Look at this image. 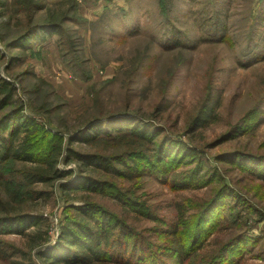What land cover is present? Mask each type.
<instances>
[{
  "label": "rangeland",
  "instance_id": "obj_1",
  "mask_svg": "<svg viewBox=\"0 0 264 264\" xmlns=\"http://www.w3.org/2000/svg\"><path fill=\"white\" fill-rule=\"evenodd\" d=\"M38 2L37 24L57 21L60 32L41 31L7 50L5 43L23 30L25 18L15 12L14 0H0V36L4 38L0 40V77L16 84L24 115H34L67 133L94 116L127 112L157 124L166 138L202 149L205 173L199 189L173 190L150 177L120 182L162 223L127 213L108 198L96 199L119 211L159 253L168 245L164 229L176 220L178 204L193 214L192 228L206 201L227 186L220 206L209 215L214 219L222 212L227 222L203 238L202 252L215 253L234 234H247L252 243L240 264H264V178L258 173L260 168L264 171V163L252 164L235 156L241 151L264 158V114L261 119L256 114L264 105V0H168L166 14L160 0ZM218 22L230 43L212 29ZM209 98L212 112L207 125L192 131L193 118ZM253 119L251 126L244 127L246 131L213 146L223 134ZM222 155L238 164L221 162ZM75 197L74 205L80 206L81 194ZM237 197L252 211L246 208L237 216L232 209V203L242 207L233 201ZM60 199L55 195L23 208L49 219V248L61 232L64 204ZM2 239L6 252L16 247L29 253L28 240L16 235ZM30 258L34 264H43L35 251Z\"/></svg>",
  "mask_w": 264,
  "mask_h": 264
},
{
  "label": "trees",
  "instance_id": "obj_2",
  "mask_svg": "<svg viewBox=\"0 0 264 264\" xmlns=\"http://www.w3.org/2000/svg\"><path fill=\"white\" fill-rule=\"evenodd\" d=\"M14 4L15 12L24 15V28L5 43L7 50L41 31L60 32L61 25L57 21L45 22L43 26L37 24L38 0H14ZM160 6L166 14L168 0H160ZM263 22L264 19L261 20ZM221 26L218 22L212 29L215 33L221 32ZM218 37L230 43V38L223 32ZM0 40L4 42L1 36ZM262 41L264 43V36ZM0 56H3L1 50ZM17 93L15 83L0 77L1 262L34 264L30 256L35 251V256L43 264H240L252 243L247 234H234L215 253H203L201 247L206 235H211L223 222H227L222 212H218L214 219L209 216L216 206H220L228 191L227 186H222L206 201L197 212L192 228L193 214L178 204L174 209L176 220L164 229V238H169L168 245L159 253L153 251L151 241L136 233L128 219L120 217L119 211L96 199L97 196L108 198L120 204L127 213L144 217L149 222L162 223L146 203L120 182H136L150 177L173 190L199 189L205 173L201 163L204 162L202 149L166 138L157 124L127 112L94 116L66 133L53 129L49 122H40L34 115H24L25 105H18ZM211 102L212 98H209L193 118L192 131L207 125L212 112ZM263 107L260 105L256 110L260 119L264 114ZM254 121L240 124L223 134L213 146L233 139ZM239 154L235 155L238 160L241 156L252 164L255 161L264 163V158L258 159L256 155L241 151ZM228 156L222 155L220 161L235 165L237 161H227ZM71 163L74 168H67ZM260 169L263 173H258L264 178V171ZM79 193L82 203L76 206L75 194ZM55 195L58 199L61 196L64 217L58 242L49 248V219L23 208ZM233 201L242 204L239 209L232 203L237 216L243 209L252 211L244 199L237 197ZM8 235L28 240L29 253L16 247L6 252L2 237Z\"/></svg>",
  "mask_w": 264,
  "mask_h": 264
}]
</instances>
